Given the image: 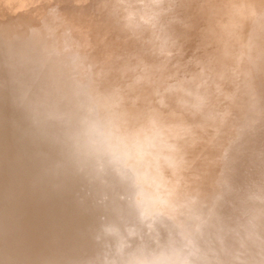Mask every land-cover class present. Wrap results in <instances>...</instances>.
<instances>
[{
  "label": "clouds",
  "instance_id": "clouds-1",
  "mask_svg": "<svg viewBox=\"0 0 264 264\" xmlns=\"http://www.w3.org/2000/svg\"><path fill=\"white\" fill-rule=\"evenodd\" d=\"M182 7L108 0L138 45L119 77L58 6L0 34L13 134L0 264H264V0H215L208 60L183 59ZM201 143L211 151L194 180ZM29 203L51 210L46 225Z\"/></svg>",
  "mask_w": 264,
  "mask_h": 264
},
{
  "label": "bare ground",
  "instance_id": "bare-ground-1",
  "mask_svg": "<svg viewBox=\"0 0 264 264\" xmlns=\"http://www.w3.org/2000/svg\"><path fill=\"white\" fill-rule=\"evenodd\" d=\"M31 1L36 0H21V3L30 5ZM38 1L44 2L43 5L46 7L58 6L59 12L72 30L73 37L84 45L102 66L110 69L114 77L121 76V69L136 53L138 45L127 40L109 18L105 8L108 0H55V3L51 5L47 0ZM214 3L215 0H183V7L179 10L180 16L190 24V27L184 28L180 25L175 27L183 37L182 43H184V52L186 53L183 59L185 61L188 57L193 56L205 60L216 57L217 37L210 28ZM79 9L82 10L78 14H74ZM18 31L21 30L8 28V30L1 31L0 34ZM131 63L135 64L136 61L132 60ZM10 116V108L4 100L0 99V182L7 178V161L13 143L12 130L8 124ZM203 150H207V152L204 153ZM193 151L204 153L202 156V162H204L211 150L201 143L190 149V152ZM200 164V174L197 177L203 175ZM192 172L194 173V171ZM193 178L195 179L196 176ZM26 211L31 223L38 228L46 225L51 214L48 207L34 203L27 204Z\"/></svg>",
  "mask_w": 264,
  "mask_h": 264
},
{
  "label": "water",
  "instance_id": "water-1",
  "mask_svg": "<svg viewBox=\"0 0 264 264\" xmlns=\"http://www.w3.org/2000/svg\"><path fill=\"white\" fill-rule=\"evenodd\" d=\"M31 2L30 5H22L21 0H0V32L8 30V28H17L22 31L36 24L50 7L43 5L42 1ZM81 10L79 9L74 14H78Z\"/></svg>",
  "mask_w": 264,
  "mask_h": 264
},
{
  "label": "rangeland",
  "instance_id": "rangeland-1",
  "mask_svg": "<svg viewBox=\"0 0 264 264\" xmlns=\"http://www.w3.org/2000/svg\"><path fill=\"white\" fill-rule=\"evenodd\" d=\"M216 46H217V48H218V45L216 44ZM216 48V49H217ZM198 151V150H197ZM205 150H203L202 152H204ZM201 151H200V153H197V152H195V151H193V152H189V159H190V161H192L193 162V164H192V171H194V173L192 172L191 173V175H192V177H197V175L198 174H200L199 173V164H200V162H201V164H200V168H201V170H202V174H203V172L205 171V165H206V163H207V160L205 159V161L204 162H202L203 161V159H202V156H203V154L204 153H206L207 152V150L204 152V153H202ZM201 174V175H202ZM194 179V178H193ZM195 180V179H194ZM197 182V181H196Z\"/></svg>",
  "mask_w": 264,
  "mask_h": 264
}]
</instances>
